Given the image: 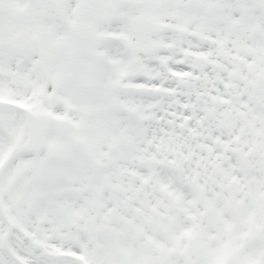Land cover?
Segmentation results:
<instances>
[{
    "label": "snow or ice",
    "instance_id": "6c2138e0",
    "mask_svg": "<svg viewBox=\"0 0 264 264\" xmlns=\"http://www.w3.org/2000/svg\"><path fill=\"white\" fill-rule=\"evenodd\" d=\"M0 264H264V0H0Z\"/></svg>",
    "mask_w": 264,
    "mask_h": 264
}]
</instances>
